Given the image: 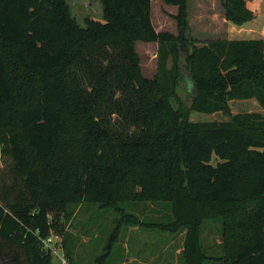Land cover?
<instances>
[{
	"label": "trees",
	"instance_id": "1",
	"mask_svg": "<svg viewBox=\"0 0 264 264\" xmlns=\"http://www.w3.org/2000/svg\"><path fill=\"white\" fill-rule=\"evenodd\" d=\"M163 1L178 7L177 40L154 27L151 0H100V17L82 22L67 0H0V160L15 175L13 185L0 176V264H49L43 240L77 201L121 211L108 248L130 226L184 230L183 264H264V116L189 120L228 112L232 99L264 105V38L197 45L187 0ZM222 1L228 21L253 18L246 0ZM137 39L158 43L151 76ZM182 54L196 86L188 104L177 92ZM131 201H165L171 213L146 221L125 212ZM206 219L221 224L218 256L202 244Z\"/></svg>",
	"mask_w": 264,
	"mask_h": 264
},
{
	"label": "rangeland",
	"instance_id": "2",
	"mask_svg": "<svg viewBox=\"0 0 264 264\" xmlns=\"http://www.w3.org/2000/svg\"><path fill=\"white\" fill-rule=\"evenodd\" d=\"M67 2L73 15L80 22L87 15H93L96 18L101 15L100 0H67ZM185 11L189 32L187 35L197 45L215 39L259 38L257 36L261 38L260 33H264V16L260 18L262 30L259 31L249 24L244 28L231 26L225 17L222 0H187ZM177 13L176 5L167 4L163 0H151V19L154 27L156 30H169L176 40L179 34L175 19ZM134 44L143 74L151 76L158 68V43L137 39ZM183 60L185 58L182 54L181 76L177 92L186 99L188 104L190 92L195 93L196 86L194 83L192 85V78ZM250 112H258L264 116V105L259 104L254 98H237L229 101L228 112L203 113L191 110L189 120H224L236 113ZM10 161L12 160L9 158L5 160L2 157L0 176L4 181L13 185L12 179L15 175ZM55 161L56 164L60 163L59 155ZM41 165L42 161H36L32 167L39 170ZM122 207L126 213L134 214L146 221L150 218L162 221L167 219L171 213L170 204L165 201H131L126 202ZM120 214L121 211L113 207L100 206L99 202L93 201L70 202L63 206L59 210L58 222H55L51 231L53 237H58V242L55 245L56 253L51 251L49 264H62L60 256L65 257L63 239L66 241L65 249L73 257L74 264H168L169 259L171 264H183L179 254L183 249L184 230L173 234L174 230L165 231L150 227L130 226L127 232L121 234V239L112 242L108 248V237ZM220 232L219 219H206L202 224L200 231L202 244L206 248V253L211 256L219 255L220 249L216 248V245ZM43 246L41 249L44 248ZM106 249L110 251L109 254H106ZM207 264H222V261L212 259Z\"/></svg>",
	"mask_w": 264,
	"mask_h": 264
},
{
	"label": "crops",
	"instance_id": "3",
	"mask_svg": "<svg viewBox=\"0 0 264 264\" xmlns=\"http://www.w3.org/2000/svg\"><path fill=\"white\" fill-rule=\"evenodd\" d=\"M248 6L253 10L254 12V16L252 19H250L249 21H247L245 24L242 25H236L230 21L227 20V22L234 27H238V28H244L246 27L248 24L250 26H253L255 28H257L256 30H262L261 29V17L264 16V0H246ZM261 34V38H264V33H260ZM260 37V36H257Z\"/></svg>",
	"mask_w": 264,
	"mask_h": 264
},
{
	"label": "built area",
	"instance_id": "4",
	"mask_svg": "<svg viewBox=\"0 0 264 264\" xmlns=\"http://www.w3.org/2000/svg\"><path fill=\"white\" fill-rule=\"evenodd\" d=\"M2 144L0 143V150H1ZM58 237H53L52 234H50L46 239L43 240L44 246L47 249H50V251L55 252L56 253V249H55V245L57 244ZM60 260L62 262V264L66 263V257L64 256H60Z\"/></svg>",
	"mask_w": 264,
	"mask_h": 264
},
{
	"label": "water",
	"instance_id": "5",
	"mask_svg": "<svg viewBox=\"0 0 264 264\" xmlns=\"http://www.w3.org/2000/svg\"><path fill=\"white\" fill-rule=\"evenodd\" d=\"M192 85H193V82H192ZM192 92H194V91H192Z\"/></svg>",
	"mask_w": 264,
	"mask_h": 264
}]
</instances>
